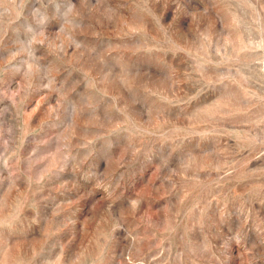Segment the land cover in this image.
<instances>
[{
	"label": "rangeland",
	"instance_id": "374dc122",
	"mask_svg": "<svg viewBox=\"0 0 264 264\" xmlns=\"http://www.w3.org/2000/svg\"><path fill=\"white\" fill-rule=\"evenodd\" d=\"M0 264H264V0H0Z\"/></svg>",
	"mask_w": 264,
	"mask_h": 264
}]
</instances>
